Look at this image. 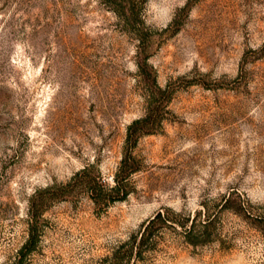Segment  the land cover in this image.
Listing matches in <instances>:
<instances>
[{"label": "rangeland", "instance_id": "374dc122", "mask_svg": "<svg viewBox=\"0 0 264 264\" xmlns=\"http://www.w3.org/2000/svg\"><path fill=\"white\" fill-rule=\"evenodd\" d=\"M0 264H264V0H0Z\"/></svg>", "mask_w": 264, "mask_h": 264}, {"label": "trees", "instance_id": "16d2710c", "mask_svg": "<svg viewBox=\"0 0 264 264\" xmlns=\"http://www.w3.org/2000/svg\"><path fill=\"white\" fill-rule=\"evenodd\" d=\"M140 67L142 70H144L143 66H140ZM156 85L160 90H163L161 86H159L158 84ZM151 95L154 96L155 93L152 92ZM155 120H156V116L154 114L153 109H151L150 107V109L148 110V113L144 117L135 119L129 125L128 133H127V152L122 159L118 174L114 177L115 184L111 186L110 188H108V190L106 191L108 194H112L116 192V193L123 194V197L127 195L128 190L125 188V182L127 181L132 171L136 169V167L133 166V161L135 157L132 152V147L136 143V140L138 139L139 134L144 131L145 127H147L148 125H152L155 122ZM104 189H105L104 186H102V184H100L98 180L95 179L94 184L91 186V192L94 195V197L96 196L95 193H97L98 190L104 191ZM199 215L200 213L198 212L197 214H194L193 216H188L185 221L180 222L181 225L184 227L186 238H188V241H190L191 243H198L200 239L204 238V236L206 235L208 231V228L212 226L215 220L214 217H212L211 215H208L207 218L199 219L200 218L198 217ZM161 218H163V212L159 211L151 219L145 231L142 233V236L140 239V242L142 244L149 238L150 233H147V230L148 231L150 230L149 228L151 227V224H153L157 219H161ZM167 219H169L171 222L175 221V220H171L170 218H167ZM31 234H32V237L31 239L28 240L27 242L28 245L29 243L33 242L35 238L33 227L31 230Z\"/></svg>", "mask_w": 264, "mask_h": 264}]
</instances>
